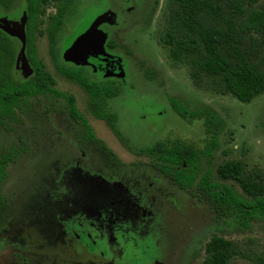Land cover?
Masks as SVG:
<instances>
[{
  "label": "rangeland",
  "instance_id": "374dc122",
  "mask_svg": "<svg viewBox=\"0 0 264 264\" xmlns=\"http://www.w3.org/2000/svg\"><path fill=\"white\" fill-rule=\"evenodd\" d=\"M128 1L72 0L66 19L70 25L75 21V25L68 39L59 45V49L66 47L67 51L74 48L84 28L94 21H99L96 29L101 34V25H111L103 28L110 32L113 50L121 57L124 68L116 76L119 80L115 79L120 93L111 103L117 114L127 118V123L121 120L118 127L125 134L131 131L155 140L176 139L201 146L206 140L202 122L180 120L171 113L167 99L174 98L189 110L208 106L223 118L225 126L211 165L202 160V170L210 168L214 176L220 162L240 160L247 170L264 172V95L242 104L229 95L195 88L186 66L172 65L157 43V35L165 25V0H145L137 11V7L127 11L132 4ZM107 8L110 13L105 11ZM113 14L109 22L105 15ZM71 35L72 44L68 42ZM40 39L37 41L43 42ZM44 48L42 44L43 53ZM56 86L65 92L64 87ZM66 90L69 94V87ZM75 90L72 93L77 94ZM82 100L78 99L80 107ZM63 113L52 112L50 123H39L41 118L34 117L35 137L31 148H27L29 157L6 168V177L0 184V196L8 206L0 228V264H82L80 257L84 264H99L101 260L103 264H202L204 245L212 236L234 245L235 254L228 264H252L264 258V221H252L243 230L234 216L216 219L201 198L170 184L151 168L149 158L136 155L133 145H122L115 136L107 134L113 140L99 137L117 161L107 160L108 156L98 148L99 151L92 150L91 155H95L91 159L80 162L75 147L73 152L56 132L44 129V125L61 124L64 133L63 120L58 119ZM128 120L135 124L132 128ZM50 134L47 149L45 138ZM132 137L136 144L140 143L137 136ZM234 189L241 194L238 187ZM97 194L103 203L98 208L92 206L98 202ZM80 196L84 197V213H99L85 221L89 229L110 224L111 220H116L119 227L117 216L121 212L129 215L136 223L129 231V246L121 238L119 248H110L102 258L96 255L97 262L81 255L76 241ZM108 210H114L113 219L104 216ZM102 233L106 239L108 234Z\"/></svg>",
  "mask_w": 264,
  "mask_h": 264
},
{
  "label": "trees",
  "instance_id": "16d2710c",
  "mask_svg": "<svg viewBox=\"0 0 264 264\" xmlns=\"http://www.w3.org/2000/svg\"><path fill=\"white\" fill-rule=\"evenodd\" d=\"M72 0H56L58 15L52 22L50 37L66 22L67 6ZM47 0H0V9L24 5L27 21L34 26ZM165 25L157 35L158 45L166 52L172 65H184L195 88L206 89L218 95H229L242 104H249L264 95V0H165ZM53 42V38L51 43ZM108 48H115L108 41ZM66 77L79 84L93 99L116 98L117 86H93L78 72ZM174 116L186 122L201 121L206 140L201 146L181 140H155L145 134L129 135L118 127L116 115L99 111L98 118L108 122L112 132L123 145H133L136 155L149 156L151 165L172 185L197 196L214 213L215 218L234 216L239 228L246 230L252 221H264V172L247 170L240 160H225L202 170V160L209 166L219 148L218 137L225 121L212 108L203 106L189 110L178 100L167 99ZM69 105V103H68ZM113 122V123H112ZM130 124L129 127L132 128ZM142 135V136H141ZM132 136L140 143L127 144ZM144 139V140H143ZM148 143L146 144L148 141ZM115 161L110 150L100 143ZM9 162L0 161V184L6 177ZM228 183H231L228 184ZM241 194L237 193L234 186ZM8 206L0 196V228ZM206 254L202 264H228L235 247L223 238L212 236L204 245ZM252 264H264L258 258Z\"/></svg>",
  "mask_w": 264,
  "mask_h": 264
},
{
  "label": "flooded vegetation",
  "instance_id": "af4514ba",
  "mask_svg": "<svg viewBox=\"0 0 264 264\" xmlns=\"http://www.w3.org/2000/svg\"><path fill=\"white\" fill-rule=\"evenodd\" d=\"M144 1L129 0L128 3L132 4L127 6V11L134 10L136 7L137 11ZM49 3L51 5L55 4V6L51 7ZM105 11L110 13L108 8ZM57 15L56 0H47L42 5L41 13L38 15L34 26L28 24L27 13L21 3L15 5L13 9L6 11L0 9V161L6 160L11 164L18 160H26L29 157L27 148H31L35 137L34 117L41 118L42 121L39 123H50L52 112L63 111L64 113L61 116L58 115V119L63 120L64 133L61 132L63 127L61 124L47 127L44 125V129L48 132H50V129L56 132L62 142L73 149V152L75 147L78 150L80 162L84 163L95 155H91L92 150L99 151L100 143L107 148L105 140L103 141L99 136L106 138V140H113L114 136L116 137L108 122L96 116L99 111L108 116L116 115L118 124L121 120H124L125 124L127 123V118H123L121 113L117 114L115 108L111 106L115 98L108 99L105 96L100 98L97 95L93 99L79 84L65 76L68 72H78L95 87L99 85L106 86V83L109 87L117 84L115 83L116 76L124 68L121 57L114 52L113 48H108V41H111V37L110 32L106 29L111 28V25L104 24L99 27L103 32L102 34L105 35L103 44L105 55H90L86 58L85 65L78 66L63 59L64 53L68 50L66 47L59 49L60 43L68 39L75 21L71 25L68 20L64 21L58 30L60 31L58 35L56 36L55 33L52 36L53 42L51 43L52 22L55 23ZM105 17L110 22L114 14L113 16L105 15ZM103 26L107 28H103ZM64 28H68L65 33L63 32ZM40 38L43 42L37 41ZM72 41L73 35H71L68 42L71 43ZM68 42L67 44H69ZM42 44L45 46L44 53L42 52ZM49 69L53 74H50ZM116 80H119V78ZM57 84L64 87L65 92L58 90ZM66 87H69V94L66 93ZM73 88L76 89L77 94L72 93ZM80 98H83L82 107L78 105V99ZM40 104L43 105L40 106ZM129 120L128 126L133 124ZM107 134L113 138H110ZM50 136L51 134L45 138L46 145L44 147L46 146L47 149L49 148L47 139ZM116 138L118 139V137ZM128 142L131 143L134 140L130 138ZM102 151L108 156L107 160L109 158L114 160L109 153H106L103 149ZM146 157L150 159L149 156ZM151 168L154 169L152 165ZM97 196L98 202L92 205L96 208L103 205L100 202V194H97ZM79 200L80 209L77 213L76 241L81 255L83 254L86 259L97 262L96 255L102 258L105 254H109L110 248L118 249L121 238H125V244L129 246L127 240L131 235L129 231L130 229L133 230L136 225L135 222L131 221L129 215L121 212L117 216L120 220L118 222L119 227L116 225V220H111L110 224H100L95 228L91 226V229H89L85 221L88 218L91 219L92 214L98 216L99 213L93 211L92 214L87 211L84 213V197L80 196ZM108 205L110 207L114 206L112 204ZM120 206L121 208L124 207V205ZM101 211H105V209ZM113 212L108 210V212L103 213L107 219H113ZM133 216L138 219L135 212H133ZM63 230L68 231L65 228ZM102 232L108 234L106 239ZM113 234L118 237L117 240L112 238L111 235ZM142 236H144V233ZM80 260L84 264L81 257ZM98 263L103 264V261L101 260Z\"/></svg>",
  "mask_w": 264,
  "mask_h": 264
},
{
  "label": "water",
  "instance_id": "95a60500",
  "mask_svg": "<svg viewBox=\"0 0 264 264\" xmlns=\"http://www.w3.org/2000/svg\"><path fill=\"white\" fill-rule=\"evenodd\" d=\"M98 23L99 21L91 23L81 36V41L74 48L64 53L63 59L65 61L83 65L90 55H105L103 51L105 35L96 29Z\"/></svg>",
  "mask_w": 264,
  "mask_h": 264
}]
</instances>
